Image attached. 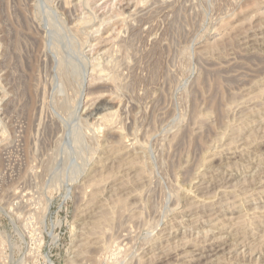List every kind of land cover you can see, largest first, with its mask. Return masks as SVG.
Instances as JSON below:
<instances>
[{"label": "rangeland", "instance_id": "obj_1", "mask_svg": "<svg viewBox=\"0 0 264 264\" xmlns=\"http://www.w3.org/2000/svg\"><path fill=\"white\" fill-rule=\"evenodd\" d=\"M0 264H264V0H0Z\"/></svg>", "mask_w": 264, "mask_h": 264}, {"label": "bare ground", "instance_id": "obj_2", "mask_svg": "<svg viewBox=\"0 0 264 264\" xmlns=\"http://www.w3.org/2000/svg\"><path fill=\"white\" fill-rule=\"evenodd\" d=\"M101 28H102V26H101ZM101 28H100V29H101ZM93 30H94V29H93ZM99 31H100V30H99ZM92 32H93V31H92ZM95 32H96V31H95ZM89 33H90V32H89ZM62 38H63V37H62ZM65 38H66V37H65ZM107 39H108V38H107ZM67 40H68V39H67ZM65 42H66V41H65ZM68 42H69V41H68ZM68 42H66V43H68ZM68 44H69V43H68ZM70 45H71V44H70ZM70 45H69V47H70ZM76 45H77V44H76ZM67 47H68V45H67ZM65 48H66V47H65ZM62 49H63V48H62ZM77 51H78V50H77ZM72 52H73V51H72ZM66 53H67V52H66ZM69 53H70V52H69ZM67 54H68V53H67ZM68 55H69V54H68ZM68 55H67V56H68ZM67 56H66V57H67ZM69 56H71V55H69ZM71 57H72V56H71ZM68 58H69V57H68ZM72 58H73V57H72ZM76 58H77V56H76ZM65 59H66V58H65ZM74 59H75V58H74ZM61 60H62V59H61ZM71 60H72V62L74 63V60H73V59H71ZM78 60H79V59H78ZM80 60H81V59H80ZM68 61H69V60H68ZM75 61H76V60H75ZM76 62H77V61H76ZM76 62H75V64H76ZM66 64H67V63H66ZM66 64H65V65H66ZM68 64H69V63H68ZM68 64H67V66L69 67V65L72 64L71 61H70V64H69V65H68ZM75 64H73V65H75ZM77 64H78V63H77ZM65 65H63V72L66 73L65 69H68V72H69L70 69H69L67 66H65ZM78 65H79V64H78ZM75 66H76V68H77V65H75ZM75 66H72V67H75ZM83 66H84V65H83ZM70 67H71V66H70ZM78 67H79V68H77V69H80L81 66H78ZM82 68H83V67H82ZM72 69H73V68H72ZM72 69H71V70H72ZM77 69L74 68V69H73L74 72L72 71V73H76L75 71H77ZM85 69H86V68H85ZM83 70H84V69H83ZM93 70H94V69H93ZM101 70H103V69H101ZM69 73H71V72H69ZM78 73H82V72H81V69H80V72L77 71L76 74H78ZM92 73H93V72H92ZM94 73H95V72H94ZM99 73H100V72H99ZM99 73H98V74H99ZM76 74H75V75H76ZM90 74H91V73H90ZM71 75L74 76L73 74H71ZM79 75H80V74H79ZM82 75H83V74H82ZM101 75H103V74H101ZM97 76H98V75H97ZM76 77H77V76H76ZM104 77H105V76H104ZM106 77H107V76H106ZM79 78H80V77H79ZM74 79H75V78H74ZM103 79H104V78H103ZM103 79H102V80H103ZM96 80H97V79H96ZM89 81H90V80H89ZM114 81H115V80H114ZM73 83H74V82H73ZM81 83H82V82H81ZM87 84H88V83H87ZM92 84H93V83H92ZM90 85H91V84H90ZM82 86H83V85H82ZM83 87H84V86H83ZM81 90H82V89H81ZM62 93H63V92H62ZM63 94H64V93H63ZM80 96H82V95H80ZM63 98H64V97H63ZM63 100H65V99H63ZM87 101H88V100H87ZM99 101H100V100H99ZM63 102H64V101H63ZM62 104H63V103H62ZM64 105H65V104H64ZM79 105H80V104H79ZM81 105H82V104H81ZM65 106H66V105H65ZM76 106H77V104H76ZM67 107H68V106H67ZM79 107H80V106H79ZM74 108H75V107H74ZM62 109H63V108H62ZM65 111H66V110H65ZM77 112H78V110H77ZM73 113H75V112H73ZM70 115H71V114H70ZM70 115H69V116H70ZM112 116H113V115H112ZM112 116H111V117H112ZM74 117H75V116H74ZM74 117H73V118H74ZM102 118H103V117H102ZM102 118H101V119H102ZM106 118H107V117H106ZM109 118H110V116H109ZM112 118H113V117H112ZM75 119H76V118H75ZM106 121H107V120H106ZM109 123H110V122H109ZM74 141H75V140H74ZM79 141H80V140H79ZM79 149H80V148H78V150H79ZM80 150H81V149H80ZM82 150H83V149H82ZM75 170H76V169H75ZM75 170H74V171H75ZM77 170H78V169H77ZM72 173H73V172H72ZM73 175H74V174H72V176H73Z\"/></svg>", "mask_w": 264, "mask_h": 264}]
</instances>
